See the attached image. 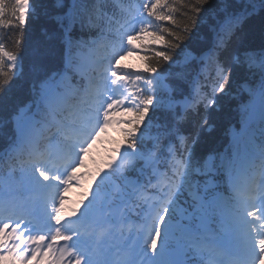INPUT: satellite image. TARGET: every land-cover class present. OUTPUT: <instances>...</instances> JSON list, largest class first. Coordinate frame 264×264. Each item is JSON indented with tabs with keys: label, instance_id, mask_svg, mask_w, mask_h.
Segmentation results:
<instances>
[{
	"label": "trees",
	"instance_id": "16d2710c",
	"mask_svg": "<svg viewBox=\"0 0 264 264\" xmlns=\"http://www.w3.org/2000/svg\"><path fill=\"white\" fill-rule=\"evenodd\" d=\"M19 1L7 0L2 31V47L17 68L0 73V143L10 132V122L61 67L64 31L72 40L70 55L77 71L91 67L82 63L91 40L108 46L117 39L111 25L105 28L100 22L95 0H74L72 7L71 0H26L30 9L24 25L17 7L10 5ZM128 1L105 0L107 16L122 19ZM167 10L160 15L159 28L138 45L135 67L149 89L145 106L129 114L126 129L140 138L148 127L154 129L165 122L164 117L172 118L166 111L174 112L178 102L189 99L192 77L198 73L202 80L192 107L183 120L174 122L179 135L187 137L186 148L196 163L226 141L244 102L264 78L260 63H264V0H171ZM157 75H166L165 81H158ZM71 102L80 105L78 100ZM261 134L257 130V136Z\"/></svg>",
	"mask_w": 264,
	"mask_h": 264
},
{
	"label": "rangeland",
	"instance_id": "374dc122",
	"mask_svg": "<svg viewBox=\"0 0 264 264\" xmlns=\"http://www.w3.org/2000/svg\"><path fill=\"white\" fill-rule=\"evenodd\" d=\"M21 9H22L23 12H25L27 10V5L24 4L21 7ZM96 56L98 57L97 59H100L101 60V62H103V61L106 60L105 55L99 49H97V51H95V58H96ZM132 58H133V56L130 55V56L127 57V60L131 61Z\"/></svg>",
	"mask_w": 264,
	"mask_h": 264
}]
</instances>
